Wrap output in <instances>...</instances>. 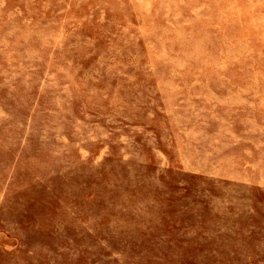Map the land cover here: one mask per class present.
<instances>
[{"label":"rangeland","instance_id":"obj_1","mask_svg":"<svg viewBox=\"0 0 264 264\" xmlns=\"http://www.w3.org/2000/svg\"><path fill=\"white\" fill-rule=\"evenodd\" d=\"M0 264H264V0H0Z\"/></svg>","mask_w":264,"mask_h":264}]
</instances>
